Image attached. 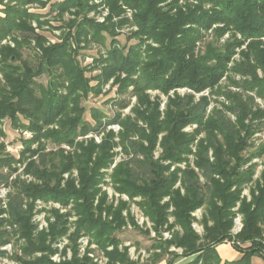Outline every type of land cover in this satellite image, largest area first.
Wrapping results in <instances>:
<instances>
[{
  "label": "trees",
  "instance_id": "1",
  "mask_svg": "<svg viewBox=\"0 0 264 264\" xmlns=\"http://www.w3.org/2000/svg\"><path fill=\"white\" fill-rule=\"evenodd\" d=\"M51 1L0 0V43L17 31L32 32L30 22L41 16L28 13L27 5L40 3L45 7ZM90 1L51 2L49 14L64 15L75 8L77 17L83 19L68 23L75 34H69L61 44L46 46L45 38H37L42 51L37 69L17 66L12 60L13 56H20L19 50L29 42L27 39L16 40L15 48L0 46V72L4 76V80L0 79V130L3 120L10 119L16 126L19 123L33 132V139L25 142L26 152H31L32 157L39 155L26 169L42 182L39 185L16 181L7 207L0 201V258L5 256L2 247L11 237L8 228L17 225L27 241L23 249L26 256L37 251L47 253L35 259L24 255L18 258L21 263L54 264L50 254H55V250L48 240L69 233L68 218L75 212L76 228L70 235L73 258L61 264H95L87 256L78 257L77 242L82 235L96 241L109 259L108 264H135L127 250H120L122 243L116 236L126 223L122 214L125 204L114 209L102 197L95 205L103 170L114 163L115 148L120 145L128 159L113 169L111 177L116 190L131 199L143 198V210L160 237L163 231H171L178 224L183 232L176 231L171 240L154 245L160 249L154 254V262L170 254L172 246L182 248L183 253L173 254L168 264H174L178 257H195L189 264H252L254 257L264 260V171L255 181L251 201L242 198L245 185L254 181L256 171L255 164H248L258 156L264 157V141L255 142L256 134L264 131V104L258 102L264 100V0H103L110 7L105 23L88 17L97 7ZM125 8L133 11L132 20L124 17ZM126 25L137 28L130 31L128 40H135L131 45L121 43L117 33ZM227 34L229 37L221 42ZM71 40L106 49V57L97 60L102 74L93 77L99 80L98 85H91L92 77L87 76L88 71L77 59L78 51ZM46 73L56 74V80L47 88L37 87L34 77ZM112 79V88L117 87L120 94L133 87L138 97L135 119L117 116L109 122L119 121L123 127L119 143L109 132L101 144L94 139L87 144L79 142L74 154L45 153L43 145L32 150L34 143L42 139L74 145L78 137L96 134L105 127L103 119H110L108 111L83 102L93 93L101 94V84ZM223 80L228 85L223 86ZM186 86L195 93L210 90L212 95L170 99L161 119L160 104L150 101L147 91L169 94ZM59 88L66 89V93ZM217 95L224 96L228 105L207 115L212 96ZM139 121L147 128L140 126ZM189 124H196L198 129L184 133V126ZM201 134L204 138L198 140L195 160L199 174L191 168L171 171L173 164L185 161L192 153L191 146ZM158 143L163 152L156 159ZM2 150L0 145V188L10 185V176L2 168L16 161L13 156H4ZM25 156L22 161L28 159ZM167 161L171 163L165 164ZM74 170L78 171V185L73 178L63 185L65 173L72 174ZM179 181L185 193L176 188ZM167 197L169 201L164 202ZM36 199L54 200L65 207L72 204V211H54L55 221L49 232L35 235L32 217ZM238 204L244 228L233 235L234 209ZM171 207L174 210L169 213ZM202 207H206V212L201 237L192 227V213ZM170 216L175 217V224L169 223ZM225 243H232L241 254L238 260L223 263L217 247Z\"/></svg>",
  "mask_w": 264,
  "mask_h": 264
},
{
  "label": "rangeland",
  "instance_id": "2",
  "mask_svg": "<svg viewBox=\"0 0 264 264\" xmlns=\"http://www.w3.org/2000/svg\"><path fill=\"white\" fill-rule=\"evenodd\" d=\"M58 1V0H52ZM103 0H91V5H96V9H93L88 14V17L90 19L95 20L98 23H105L107 18L110 15V7L106 5ZM49 2L45 7H43L40 3L36 4H30L25 7V9L28 11V13L31 14H37L41 17L36 20H32L31 26H32V32H27V34L24 31H17L13 33L10 36H7L6 38L1 41L0 46H9L11 48H15L17 41H24L27 39V43H25L22 48L19 50L20 56L16 58L13 56V61H15V65L17 66H25L30 65V67L37 69L38 63L41 62V56L42 51L37 46V38L43 37L46 39L48 45H55V44H61L65 38L68 37L69 34H75V30H72L68 27V23L73 20H80L83 19L82 16L77 17L75 13V8L71 11L66 12L64 15H55V14H49L50 12V4ZM3 6L0 5V16L3 15L2 12ZM126 9V12L124 14V17L132 20L133 19V11L130 9ZM115 21L118 19L115 18ZM223 26V25H220ZM136 27H132L130 25H126L122 29L117 30V33H119V39L121 43L131 45L135 43V40H128V37L130 35V31H136ZM212 31H210L211 33ZM229 35H225L224 38L221 40V42H224ZM211 39V38H210ZM74 50L77 52V59L82 64L83 68H85L87 72L88 77H92L91 85L96 86L98 85V81L93 77H96L100 74H102V66L97 61L101 57H106V49L103 47L97 45V46H86L87 44L82 41V43H78L77 41H72ZM155 45V44H154ZM238 58V55L236 56ZM2 60V55L0 54V61ZM124 76V75H123ZM3 74L0 72V79L4 80ZM56 74L55 75H49L48 73L42 74L39 76L34 77V84L38 86H43L44 88L49 86V83L51 81L56 80ZM239 78V77H238ZM113 79L110 80L106 84H101L102 93L101 94H91L88 100H85L83 102V105H88L90 107H100L102 109H105L109 113L110 119H103V125L105 127H102V129L96 133L93 134L92 132L84 137H78L75 141L74 145H67L62 144L58 145L56 143H53L51 140L42 139L41 142H36L32 146V150H38L43 145V150L45 153L51 152H59L63 151L65 155L74 154L77 152L78 149V143L85 142L87 144L89 141H92V139L95 140L97 144H101L103 140L105 139L106 135L109 132H113L115 135V141L117 143L120 142V133L123 131L122 125L118 122L109 123L110 120H113L117 116H119L121 119H126L127 117H131L132 119H135L136 115L134 112L135 107L138 105V97L135 94L134 88H129V91L126 94H120L118 92L117 87L112 88ZM224 81V80H223ZM228 85L226 81L223 82V86ZM61 92L66 93V89L59 88ZM109 92L110 95L108 94ZM210 90H206L202 93H195L193 90H191L189 87H183L171 90L169 94H165L160 90H148L147 93L149 95L150 101L155 102L158 101L160 104V114L161 119L165 117V114L168 109V104L170 99H174L176 97H186L189 95H195L196 99L199 97L201 98L202 95H212L210 93ZM108 94V96L106 95ZM113 97V102H108V99ZM258 102L260 104H264L263 99H258ZM228 105L227 100L224 96L217 95L212 96V102L208 108L207 115L210 114L214 109L224 110L225 106ZM234 119V118H233ZM2 129L0 130V145L2 146V153L4 156H13L16 161L12 163L10 166H5L2 168V171L6 174H9L10 176V185L8 186V194L9 197L11 194H13L16 190L15 182H25L27 184H33L38 183L39 185L42 184L41 180H38L32 173L27 172V165L31 160H36L38 158L37 154L36 156L32 157L31 152H26V146L25 142L27 140H31L34 137L33 132L28 130L25 126H21L19 123V126H16L12 123L10 119L3 120ZM140 126L147 128V125L143 121H139ZM57 128V127H56ZM198 129V126L196 124H189L188 126H184L183 132L184 133H194ZM163 134L160 135V141ZM201 138H204V134H201L198 136L195 143L192 144L191 150L192 153L187 156V159L185 161H182L180 163H175L172 165L171 171H174L176 168L181 169L182 171L191 168L194 169L199 174V169L195 165L196 158V152H197V143L198 140ZM264 141V131L261 133L256 134L255 136V142L257 144H260ZM163 150L160 146V143H158L157 148L155 149V158L158 159ZM115 161L114 163L106 169L103 170V173L105 174L103 177V180L99 186L100 193L95 199V205L99 204V199L102 197H106V203L107 205L113 206L114 209L119 208L121 203L123 202L125 205L122 207V214L125 219V226H123L122 231H118L116 236L121 241L120 250L124 251L127 250V254L129 255V259L131 262L135 264H168V262L173 258V254L180 253L182 254L183 249L182 248H176L171 247L170 248V254H165L162 259L159 262H154L156 257L154 254H158L160 252V249H155L158 243L160 241H167L171 240L174 232L178 231L182 232L181 227L176 225L173 230L171 231H163L161 237L156 233L154 229V223L150 219L149 216L144 212L142 204H143V198L136 197L134 199H131L127 194L121 193L116 190V187L114 186V183L112 181V172L113 169L117 166L118 163L125 161L128 159V157L124 154L122 147L119 145L115 148ZM24 154H26L25 157H28L27 160H23ZM210 156L213 158V152L210 153ZM170 161L165 162V164H170ZM255 164L256 165V171L254 175V181L248 185H245L242 193V198L246 197L248 201H251L252 199V193L253 190L256 188L255 181L258 180L264 171V157H256L252 160L251 163L248 165ZM246 165V168L249 167ZM180 176L182 177V174L180 173ZM78 171L74 170L72 174L65 173L64 175V181L63 185L66 183L67 180L70 178H73L76 180V183L78 185ZM202 178V177H201ZM182 188L181 182H177L176 188ZM182 193H185L184 189L182 188ZM169 201V197H167L164 202ZM27 202V201H26ZM34 205V214L32 217V224L35 227V235H38L42 232H49L51 223L55 221V217L53 215L54 211H59L61 214H67L68 212L72 211V204L65 207L62 206L61 203L52 201V200H43V199H36ZM238 207H240V204L235 207L236 216L234 218V225L232 229V234L237 235L239 234L243 228H244V218L241 213L238 212ZM206 207H202L197 209L192 213V216L194 217L192 227L196 231V233L199 236L204 235V227L202 225L203 216L206 212ZM174 210L173 207L170 208L169 213H172ZM75 212H72L68 218V226L70 229L69 233L67 235L61 236L57 240L52 241L51 238L48 240V244L52 246V248L55 250V254H50V260L54 264H61L66 261H70L73 258V247L71 245L70 241V235L74 233L75 231V222L77 221V216L74 215ZM103 217L106 218L107 214L106 212L103 213ZM169 223L175 224V217L170 216L169 217ZM19 226H14L13 229L8 228L11 230V237L9 238L8 242V250L5 252V256L3 258H0V264H22L21 261L18 258L24 257L25 252H23V249L25 246H27V241L24 237H22V234L20 233ZM17 231V232H15ZM148 232V234H147ZM96 241H93L90 239V236L88 235H82L78 239L77 247H78V257L83 258L85 256L89 257L93 260L95 264H108L109 259L105 255V252L101 250L99 245L95 243ZM223 245V244H222ZM227 247L232 246V243H225L224 244ZM248 246L245 245L244 247ZM112 247L109 248L111 250ZM224 246L222 249L219 250V254L224 253ZM43 255H47L45 252L37 251L34 254L30 256H26L24 258L26 259H35V258H41ZM184 258V259H183ZM193 258V257H190ZM188 258V259H190ZM195 258V257H194ZM177 260L176 264L183 263L185 260H187L186 257H178L174 259V262ZM194 260H191L189 263H191ZM173 262V263H174ZM187 263V264H189ZM122 264V263H118Z\"/></svg>",
  "mask_w": 264,
  "mask_h": 264
},
{
  "label": "crops",
  "instance_id": "3",
  "mask_svg": "<svg viewBox=\"0 0 264 264\" xmlns=\"http://www.w3.org/2000/svg\"><path fill=\"white\" fill-rule=\"evenodd\" d=\"M223 246H224V253L223 254H219L220 255V257H221V259H222V261H223V263L225 262V261H233V260H238L240 257H241V254L239 253V252H237L232 246H230V247H227V246H225L224 244L223 245H221V246H218L217 247V251H218V253H219V250L220 249H222L223 248ZM184 259V258H183ZM191 260H194V257L193 258H190V259H188L187 258V260H185L183 263H180V264H187V263H189ZM176 262H177V260L174 262V264H176ZM252 264H264V260H262V258H260V257H254L253 259H252V262H251Z\"/></svg>",
  "mask_w": 264,
  "mask_h": 264
},
{
  "label": "built area",
  "instance_id": "4",
  "mask_svg": "<svg viewBox=\"0 0 264 264\" xmlns=\"http://www.w3.org/2000/svg\"><path fill=\"white\" fill-rule=\"evenodd\" d=\"M7 194H8V187L0 188V201H1V204L4 205V207H7L6 203H8V199H9ZM2 250L4 251L8 250V244L2 247Z\"/></svg>",
  "mask_w": 264,
  "mask_h": 264
}]
</instances>
